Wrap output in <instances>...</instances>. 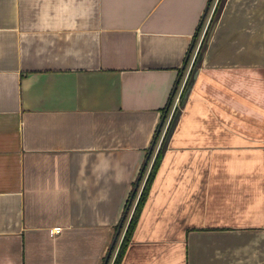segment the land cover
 Returning a JSON list of instances; mask_svg holds the SVG:
<instances>
[{
	"label": "crops",
	"instance_id": "obj_1",
	"mask_svg": "<svg viewBox=\"0 0 264 264\" xmlns=\"http://www.w3.org/2000/svg\"><path fill=\"white\" fill-rule=\"evenodd\" d=\"M218 2L0 0V264L120 229L113 264L159 150L119 264H264V0H225L182 98Z\"/></svg>",
	"mask_w": 264,
	"mask_h": 264
},
{
	"label": "trees",
	"instance_id": "obj_2",
	"mask_svg": "<svg viewBox=\"0 0 264 264\" xmlns=\"http://www.w3.org/2000/svg\"><path fill=\"white\" fill-rule=\"evenodd\" d=\"M211 1H212V0H211ZM224 2H225V0H219L218 4H217V6H216V9H215V11H214V14H213L212 20H211V22H210V27H209V29H208L206 35H205V38H204L203 42L201 43V46H200L199 52H198L197 57H196V59H195V63H194L193 69H192V71H191V73H190L189 79H188L187 84H186V86H185L184 93L186 92L187 87H188V85L190 84V82H191V80H192V76H193L194 71H195L196 68L202 63L203 52H204V49H205V47H206V42H207V39H208V35H209V32H210V29L212 28V26H213V24L215 23L216 19L219 17V15H220V13H221V11H222V8H223V4H224ZM200 29H201V27H200ZM200 29H199V30H200ZM195 45H196V42H195V44H193L192 51H193ZM190 55H191V53H190ZM180 81H181V78H180L179 81L177 82V86H179ZM174 95H175V94H174ZM174 95H172V98L174 97ZM183 96H184V95H183ZM183 96H182V98H183ZM171 102H172V100H171ZM171 102H170V104H168V108H167V111H166V115L164 116V117H165L164 120L166 119L167 114H168V112H169V109H170V106H171ZM173 119H174V118H173ZM173 121H174V120H173ZM163 125H164V122H163V124H162V126H161V129L163 128ZM170 129H171V125H170V128H169L168 131H170ZM159 135H160V130H159V132L156 134L155 142H154V143L157 142V139L159 138ZM154 145H155V144H154ZM160 156H161V150H159V152H158V154H157V156H156V159H155V161H154V163H153V166H152V168H151V170H150V172H149V175H148L147 180H146V182H145V184H144V187H143V189H142V191H141V193H140V196H139L138 201H137V203H136V206H135L134 212H133V214H132V216H131V219H130L129 224H128V226H127V229H126L125 235H124V237H123V240H122L121 246H120V248H119V251H118V253H117V256H116L115 261H114L113 264H119V263H120V261H121V259H122V257H123V254H124V252H125V249H126L128 243L130 242V240H131V238H132V235H133L134 229H135L136 224H137V222H138V219H139V216H140V214H141L142 208H143V206H144V204H145V202H146V200H147V198H148V195H149V192H150L151 185H152V183H153V180H154L155 174H156V172H157ZM149 161H150V158L148 159V162H147L145 168H144L143 171H142V176H141V179L139 180V183L141 182L142 178H143L144 175H145V172H146V169H147V167H148V163H149ZM139 185H140V184H138L137 189H136V191H135V193H134L132 199H129V202H128L127 206H126L125 213H124V214H125V217H124V219H123V223H122V229H123L124 226H125L126 220H127V218H128L129 212H130V210H131V207H132V205L134 204V201H135V199H136V197H137V194H138V191H139ZM118 237H120V235H119ZM117 240H118V238H117ZM117 240H116V243L114 244V247L112 248V251H111V254H110L109 258H111L112 253L115 251V247H116V245H117Z\"/></svg>",
	"mask_w": 264,
	"mask_h": 264
},
{
	"label": "water",
	"instance_id": "obj_3",
	"mask_svg": "<svg viewBox=\"0 0 264 264\" xmlns=\"http://www.w3.org/2000/svg\"><path fill=\"white\" fill-rule=\"evenodd\" d=\"M191 87H192V81H191L190 84L188 85L187 90H186V92H185V94H184V96H183V103L186 102V100H187V98H188V96H189V93H190ZM163 121H164V119L162 120L161 125H162ZM173 122H174V121H173ZM172 129H173V126L171 127V130H172ZM152 149H153V146L151 147V151H152ZM147 161H148V159L145 161V164H144L143 169L145 168V165H146ZM141 176H142V173H141V175L139 176V180H140ZM138 184H139V181L137 182V185H136V187H135V189H134V191H133V193H132L131 199H132V197H133V195H134V193H135V191H136V189H137ZM121 223H122V222H121ZM119 231H120V229H119L118 232H117V235H116V237H115V239H114V241H113L112 247L114 246V244H115V242H116V239H117V237H118ZM110 254H111V250H110V252H109V254H108V256H107V259H106L105 264H107V261H108V258H109V256H110Z\"/></svg>",
	"mask_w": 264,
	"mask_h": 264
}]
</instances>
